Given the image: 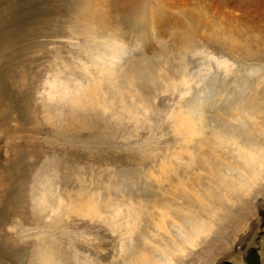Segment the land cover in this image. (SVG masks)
<instances>
[{
  "label": "rangeland",
  "instance_id": "1",
  "mask_svg": "<svg viewBox=\"0 0 264 264\" xmlns=\"http://www.w3.org/2000/svg\"><path fill=\"white\" fill-rule=\"evenodd\" d=\"M111 45L127 68L165 53L189 65L199 73L195 96L148 89L154 114L139 128L127 116L113 119V109L105 115L94 105L47 100L86 75L96 85ZM199 49L230 60V75L197 71ZM200 92L264 97V0H0V264H124L140 235L128 233L129 218L115 206L161 198L166 173L178 174L172 183L200 174L187 191L196 204L207 202L205 188H215L198 164L189 166L199 144L175 133L170 116ZM263 178L223 201L207 237L176 264H246L252 248L264 264ZM218 199L208 201L219 207Z\"/></svg>",
  "mask_w": 264,
  "mask_h": 264
},
{
  "label": "bare ground",
  "instance_id": "2",
  "mask_svg": "<svg viewBox=\"0 0 264 264\" xmlns=\"http://www.w3.org/2000/svg\"><path fill=\"white\" fill-rule=\"evenodd\" d=\"M113 44L115 43L113 42ZM111 46V49H116V51L113 55L106 54L105 61L96 68L99 70H97L96 85L92 84L86 75L83 81L75 82L72 87L69 85L70 88L47 92V100L53 102L58 98L62 105L69 104L71 107L84 104L94 105L95 108H100L105 115L113 109V119L117 120L120 117L122 119L127 116L126 119L135 122V126L139 128L140 125H147V122L152 120L150 119L151 112L154 114L152 104L153 101L155 102V98L151 102L144 94L148 89L152 88L153 91H160L159 93L177 92L183 99L192 93L191 87L196 86L195 84L199 82V73L195 74L197 76L191 74L190 68L188 69L189 65L181 62L179 65L175 64L172 58L165 56L166 53L156 55L157 58L156 56L139 58L134 60V65L131 68H127L125 66L127 60H121L119 48ZM199 54L204 55V58L202 63L200 62L203 66L199 69L198 66L197 71L211 73L213 69H216L217 72L222 71L227 76L230 75L234 64L226 57L218 58L219 56L217 57L206 50H201ZM177 73L180 76H176ZM203 79L206 80V78ZM104 81H107L108 87L104 86ZM202 82L204 81L202 80ZM201 94L191 102L192 104L188 105V108L183 110L181 108L183 106H180L178 110L174 108L169 114L172 119L176 120V123L173 124L176 128L175 133L183 135L185 141H197L199 144L196 149L200 153L198 152L196 157L192 156L189 166L198 164L200 171L207 174L209 184H213L212 188L217 189L219 194H214L215 189L210 192V187L208 190L205 189L210 193L209 196L219 198L220 206L215 205L216 201H208L211 197L206 198L207 202L197 200L198 204H196L191 192L188 193V189L194 192V187L200 183V174L195 178L188 176L177 178L174 184L172 183L173 176H178L176 171L166 173L164 179L159 181L161 198L144 203L128 202L123 206L122 204L115 206L116 213L127 214L129 218L125 225L128 233L133 234L138 230L140 235L136 248H132L131 243L125 249V253L128 251L127 253H131V256L124 260V264H176V257L179 254L185 256L188 248L194 251L197 244H200L198 241L201 236L207 232L209 234L217 216L216 211H221L223 201L225 203L232 201L230 196L235 191L244 192L249 190L248 188L251 189L254 184L259 183L258 181L264 174V144L259 142V139L256 140L257 137L264 136L262 116L264 114V97L257 96L256 92L255 97L248 98L240 95V98H236L233 92L230 95L217 93L215 96ZM204 147L209 151L203 152ZM164 185L168 187L165 188ZM234 196H238L239 199L242 197L237 193ZM185 197L186 199L189 197L190 200H187V204L184 206L182 203H185L183 200ZM179 200H183V202L180 204ZM63 207L61 198L57 202V208ZM143 207L147 211L145 217L142 216ZM142 222L147 224L145 228H139ZM178 258L180 257L178 256Z\"/></svg>",
  "mask_w": 264,
  "mask_h": 264
},
{
  "label": "water",
  "instance_id": "3",
  "mask_svg": "<svg viewBox=\"0 0 264 264\" xmlns=\"http://www.w3.org/2000/svg\"><path fill=\"white\" fill-rule=\"evenodd\" d=\"M245 262L247 264H262L261 263V256H260L257 248H252L247 252V254L245 256ZM221 264H234V263L229 262V261H225Z\"/></svg>",
  "mask_w": 264,
  "mask_h": 264
}]
</instances>
